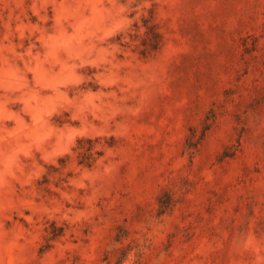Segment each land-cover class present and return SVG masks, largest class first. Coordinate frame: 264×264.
Returning <instances> with one entry per match:
<instances>
[{"label":"rangeland","instance_id":"obj_1","mask_svg":"<svg viewBox=\"0 0 264 264\" xmlns=\"http://www.w3.org/2000/svg\"><path fill=\"white\" fill-rule=\"evenodd\" d=\"M0 264H264V0H0Z\"/></svg>","mask_w":264,"mask_h":264},{"label":"trees","instance_id":"obj_2","mask_svg":"<svg viewBox=\"0 0 264 264\" xmlns=\"http://www.w3.org/2000/svg\"><path fill=\"white\" fill-rule=\"evenodd\" d=\"M194 145V144H193Z\"/></svg>","mask_w":264,"mask_h":264}]
</instances>
